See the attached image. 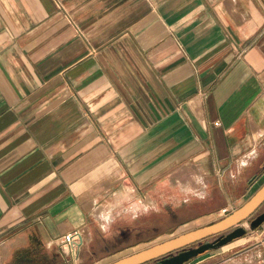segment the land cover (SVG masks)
I'll list each match as a JSON object with an SVG mask.
<instances>
[{"label": "crops", "instance_id": "1", "mask_svg": "<svg viewBox=\"0 0 264 264\" xmlns=\"http://www.w3.org/2000/svg\"><path fill=\"white\" fill-rule=\"evenodd\" d=\"M263 184L264 0H0V264H70L78 227L108 264L154 234L95 211L164 187L198 198L179 226L226 208L185 233ZM183 264H264V221Z\"/></svg>", "mask_w": 264, "mask_h": 264}, {"label": "water", "instance_id": "2", "mask_svg": "<svg viewBox=\"0 0 264 264\" xmlns=\"http://www.w3.org/2000/svg\"><path fill=\"white\" fill-rule=\"evenodd\" d=\"M263 202L264 184L244 204L223 218L108 264H183L199 254L244 235L246 229L240 223L251 216ZM263 221L264 210L250 220V228H257ZM213 235L215 237L212 240H204ZM200 240L204 241L195 246L191 245Z\"/></svg>", "mask_w": 264, "mask_h": 264}, {"label": "rangeland", "instance_id": "3", "mask_svg": "<svg viewBox=\"0 0 264 264\" xmlns=\"http://www.w3.org/2000/svg\"><path fill=\"white\" fill-rule=\"evenodd\" d=\"M159 192H154V198L160 197L161 194L164 193L163 199L158 200L157 202L154 201V206L159 209V211H154L153 213L147 212L145 213L143 210L141 212H138L139 214L136 217H132L131 212L129 210L126 214H122L120 217H116L114 219L115 224L120 225H132L136 226L138 230H141L142 232V238H146L151 236V234L154 236V243L160 242L161 240H165L170 237H174L180 233H182L184 230H186L189 227H192L199 223H204L210 220H213L214 218L223 216L225 213H227V210L221 214H216L212 216H206L204 218H200L192 223L184 224L182 226H179L180 222L187 221L191 217L194 216L195 210L199 209V201L198 198L195 196H190L191 200L187 202H182L180 198H182L181 193L177 190V188L174 187H164L160 189ZM162 198V197H161ZM210 202V201H209ZM208 202V203H209ZM211 207L214 206V204L210 203ZM213 205V206H212ZM126 208L129 207V204H124ZM196 208V209H195ZM264 210V202L258 207V209L247 219L241 222V225L246 229V231L250 230V220L253 219L257 214L261 213ZM140 211V210H138ZM153 214V215H151ZM99 216V215H98ZM120 222V223H119ZM153 223V224H152ZM152 227L154 229L152 230ZM100 235V234H99ZM215 237L209 236L204 240H212ZM95 243L100 238L98 236L95 237ZM204 240H200L198 242H195L191 245H195L199 242H202ZM86 242L84 246L82 247V250L80 251L79 255V264H86L87 262L81 261V254L83 251V248L85 247ZM96 245V244H95ZM135 248L127 249L126 251H132ZM123 251V252H126ZM88 252H85V254ZM97 264V263H96Z\"/></svg>", "mask_w": 264, "mask_h": 264}, {"label": "built area", "instance_id": "4", "mask_svg": "<svg viewBox=\"0 0 264 264\" xmlns=\"http://www.w3.org/2000/svg\"><path fill=\"white\" fill-rule=\"evenodd\" d=\"M226 211V208L223 209ZM86 242V233L82 227L68 231L57 238V244L63 258L70 264H79V255Z\"/></svg>", "mask_w": 264, "mask_h": 264}, {"label": "clouds", "instance_id": "5", "mask_svg": "<svg viewBox=\"0 0 264 264\" xmlns=\"http://www.w3.org/2000/svg\"><path fill=\"white\" fill-rule=\"evenodd\" d=\"M188 191L192 192L191 189H189ZM193 194L199 195L201 198H203V193H193ZM149 210L150 209L147 206L143 207V211L145 213L149 212ZM151 210L159 211V209L156 208L155 206H153ZM98 223L100 230L104 233H108L111 230L112 224L114 223V218L112 216V213L110 211L101 213L98 216Z\"/></svg>", "mask_w": 264, "mask_h": 264}, {"label": "bare ground", "instance_id": "6", "mask_svg": "<svg viewBox=\"0 0 264 264\" xmlns=\"http://www.w3.org/2000/svg\"><path fill=\"white\" fill-rule=\"evenodd\" d=\"M95 215H96V216H98V215H99V213H98L97 211H95Z\"/></svg>", "mask_w": 264, "mask_h": 264}, {"label": "flooded vegetation", "instance_id": "7", "mask_svg": "<svg viewBox=\"0 0 264 264\" xmlns=\"http://www.w3.org/2000/svg\"><path fill=\"white\" fill-rule=\"evenodd\" d=\"M195 246V245H194Z\"/></svg>", "mask_w": 264, "mask_h": 264}]
</instances>
